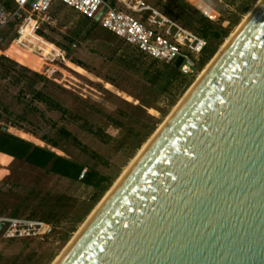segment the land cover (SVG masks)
<instances>
[{"label":"rangeland","instance_id":"rangeland-1","mask_svg":"<svg viewBox=\"0 0 264 264\" xmlns=\"http://www.w3.org/2000/svg\"><path fill=\"white\" fill-rule=\"evenodd\" d=\"M258 1L126 0L128 12L144 23L150 12L140 10L142 5L195 34L203 17L214 27L228 28L226 37ZM51 14V28L39 33L42 39L31 35L25 48L12 43L16 26L0 32V130L6 126L8 134L77 162L85 170H96L110 187L226 37L202 68L197 64L194 74L178 72L172 77L173 63H151L71 8L57 6ZM35 93L64 112L45 105ZM107 190L0 155V215L52 224L43 240L0 238V264H51Z\"/></svg>","mask_w":264,"mask_h":264},{"label":"water","instance_id":"water-1","mask_svg":"<svg viewBox=\"0 0 264 264\" xmlns=\"http://www.w3.org/2000/svg\"><path fill=\"white\" fill-rule=\"evenodd\" d=\"M60 264H264V1Z\"/></svg>","mask_w":264,"mask_h":264},{"label":"built area","instance_id":"built-area-1","mask_svg":"<svg viewBox=\"0 0 264 264\" xmlns=\"http://www.w3.org/2000/svg\"><path fill=\"white\" fill-rule=\"evenodd\" d=\"M13 7L6 9L0 5V32L10 24L16 26V36L12 43L26 47L30 36H37L43 31L42 25H52L50 9L56 3L71 8L85 18L95 21L103 7L106 10L98 21L100 28L111 33L125 44L136 48L152 60L161 63H174L181 57L178 72L192 75L196 71L199 57L207 46V41L192 31L180 26L155 8L142 5L140 10L150 12L147 23L137 20L128 12L130 6L126 0H11ZM165 1V0H163ZM140 3V2H139ZM122 4L123 7L118 6ZM139 6V4L137 5ZM136 6V7H137ZM135 8H132L134 11ZM29 33L24 34L25 28ZM3 40L0 34V42ZM1 127V126H0ZM83 174L79 176V180ZM0 238L5 240L34 238L43 240L50 230V225L39 220L0 216Z\"/></svg>","mask_w":264,"mask_h":264},{"label":"trees","instance_id":"trees-1","mask_svg":"<svg viewBox=\"0 0 264 264\" xmlns=\"http://www.w3.org/2000/svg\"><path fill=\"white\" fill-rule=\"evenodd\" d=\"M0 1H4V7L6 9H11L13 7V2L11 0H0ZM198 21L199 20H197V22ZM214 25L215 24L213 22H210L203 17L200 18V22L198 26L199 34L196 35L207 41V46L200 55L201 58L198 62L199 63L198 65H200L201 68L214 55V53L221 45L224 38L228 35V28H221V26L214 27ZM11 26H14V24H10L8 27ZM211 43H214L213 48H209ZM151 63H154L156 65L157 64L161 65V62L152 59H151ZM171 69H172L171 75L173 77L174 75H176V73H178V70L174 68ZM35 97H37V99H39V101L43 102L45 105L51 107L53 110L64 112V110L58 104H55L51 100L40 98V94L35 93ZM0 131H1L0 155L21 160L39 169H46L52 174L72 182L79 181L81 184H83L86 187H92L95 189H104V190H107L109 188L110 185L109 180L105 176L97 172L96 170L93 169L85 170V167L77 162L57 156L52 151L46 148L35 146L30 142H26L18 137L8 134L7 131H3V130ZM65 135L69 136V134L67 133ZM81 174H83V177L79 180V176ZM63 199L64 197L62 196L57 198V201L61 202ZM32 220H39L49 224L50 226L52 225L50 224V222L46 220H40V219H32ZM25 239H33V238H25Z\"/></svg>","mask_w":264,"mask_h":264},{"label":"bare ground","instance_id":"bare-ground-1","mask_svg":"<svg viewBox=\"0 0 264 264\" xmlns=\"http://www.w3.org/2000/svg\"><path fill=\"white\" fill-rule=\"evenodd\" d=\"M264 0H259L257 4L252 8V10L247 13L242 22L238 25L236 30L232 32L228 37L225 38L224 43L220 46L216 54L211 58V60L205 65L202 71L199 72L193 84L186 91L182 99L177 103L171 113L164 119L162 124L151 134V136L145 141L142 146L138 149L136 155L129 161L127 166L122 170L120 175L115 179L113 184L109 187V189L105 192L103 198L98 202V204L94 207V209L89 213L85 221L78 227V229L73 233L71 239L67 243V245L62 249V251L54 258L51 264H60V262L64 259V257L71 251L74 247L75 243L79 239L80 235L86 230L88 225L96 218L99 214L101 208L104 204L111 198V196L117 190L120 182L123 181L127 175L135 169L138 162L145 156V154L149 151L150 147L157 140L158 136L162 133L165 126L169 123L173 114L178 111L183 104L194 94L197 88L202 84L206 76L212 71L215 65L218 63V60L222 58L223 54L229 47L231 43L234 42L236 35L240 32L241 28L247 23L249 18L255 14V12L260 8ZM201 38V37H200Z\"/></svg>","mask_w":264,"mask_h":264},{"label":"crops","instance_id":"crops-1","mask_svg":"<svg viewBox=\"0 0 264 264\" xmlns=\"http://www.w3.org/2000/svg\"><path fill=\"white\" fill-rule=\"evenodd\" d=\"M57 6H63V5H60V4H58V3H56V4H54L53 6H52V8L50 9V11H49V13H50V16H52V14H51V11L54 9V8H56ZM52 18V17H51ZM54 21V20H53ZM54 23V22H53ZM44 25H46L45 27H44ZM43 25V31H44V34L45 33H47V31H48V29H46V28H51V25H47V24H44ZM47 30V31H46ZM46 31V32H45ZM49 31H50V29H49ZM47 35V34H46Z\"/></svg>","mask_w":264,"mask_h":264}]
</instances>
